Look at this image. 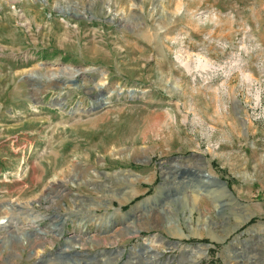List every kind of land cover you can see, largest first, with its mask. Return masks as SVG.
<instances>
[{
  "label": "rangeland",
  "instance_id": "obj_1",
  "mask_svg": "<svg viewBox=\"0 0 264 264\" xmlns=\"http://www.w3.org/2000/svg\"><path fill=\"white\" fill-rule=\"evenodd\" d=\"M68 1L0 0V264H264V0Z\"/></svg>",
  "mask_w": 264,
  "mask_h": 264
},
{
  "label": "water",
  "instance_id": "obj_2",
  "mask_svg": "<svg viewBox=\"0 0 264 264\" xmlns=\"http://www.w3.org/2000/svg\"><path fill=\"white\" fill-rule=\"evenodd\" d=\"M131 94V93H130ZM101 98L100 97H97V101L95 100V103L92 105L91 109L92 110H96L98 108H100L103 104L106 103V101H102L100 100ZM202 176H208L207 174H203L202 173ZM212 183H216V184H220L221 186L223 187H226L227 188V183L224 181V180H221V179H217V178H211L210 180ZM207 245V244H206Z\"/></svg>",
  "mask_w": 264,
  "mask_h": 264
},
{
  "label": "bare ground",
  "instance_id": "obj_3",
  "mask_svg": "<svg viewBox=\"0 0 264 264\" xmlns=\"http://www.w3.org/2000/svg\"><path fill=\"white\" fill-rule=\"evenodd\" d=\"M65 2H67V4H69L70 2L68 1V0H65ZM73 2V1H72ZM74 6V5H73ZM131 6H132V8H134V7H136V5H134V4H131ZM72 7V6H71ZM74 8V7H73ZM156 8V7H155ZM125 10V9H124ZM76 11H78V10H76ZM124 12V11H123ZM161 12H165V10H164V8H162L161 9ZM201 173V172H200ZM203 174H205V173H203ZM201 175H202V173H201ZM209 175V174H208ZM202 178H205V179H203L204 181H206V182H209V180L210 179H208L209 177H206V176H202ZM8 222V220L6 219V218H2V219H0V227L1 226H5L6 225V223Z\"/></svg>",
  "mask_w": 264,
  "mask_h": 264
}]
</instances>
